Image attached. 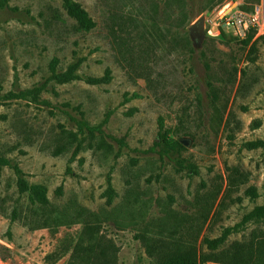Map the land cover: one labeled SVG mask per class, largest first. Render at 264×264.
<instances>
[{
  "label": "rangeland",
  "instance_id": "1",
  "mask_svg": "<svg viewBox=\"0 0 264 264\" xmlns=\"http://www.w3.org/2000/svg\"><path fill=\"white\" fill-rule=\"evenodd\" d=\"M71 1L94 27L0 0V264H66L83 223L55 218L80 207L118 264H153L141 234L167 213L201 249L241 239L264 204V33L220 18L264 0Z\"/></svg>",
  "mask_w": 264,
  "mask_h": 264
},
{
  "label": "trees",
  "instance_id": "2",
  "mask_svg": "<svg viewBox=\"0 0 264 264\" xmlns=\"http://www.w3.org/2000/svg\"><path fill=\"white\" fill-rule=\"evenodd\" d=\"M66 2L81 27L90 29L95 26V21L79 4L71 0ZM220 36L228 37L224 31ZM190 50L193 51V48ZM208 211L203 214L205 220ZM68 215H75L74 218L82 222L83 227L66 264H118L117 246L100 233L96 220H91L86 208H76L73 214L63 212L55 219L58 223H64ZM169 217L168 213L162 216L154 232L147 230L141 234L142 243L153 264H264V204L255 206L244 215V221L253 222L255 226L241 239L227 243L226 230L215 237L204 235L201 240L204 249L197 245V235L193 233L191 225L184 226L183 230L179 226L168 227Z\"/></svg>",
  "mask_w": 264,
  "mask_h": 264
},
{
  "label": "built area",
  "instance_id": "3",
  "mask_svg": "<svg viewBox=\"0 0 264 264\" xmlns=\"http://www.w3.org/2000/svg\"><path fill=\"white\" fill-rule=\"evenodd\" d=\"M223 25L230 27L235 33L242 35L249 27L258 33H264V4H258L250 14L230 10L222 14ZM220 23V22H219Z\"/></svg>",
  "mask_w": 264,
  "mask_h": 264
},
{
  "label": "water",
  "instance_id": "4",
  "mask_svg": "<svg viewBox=\"0 0 264 264\" xmlns=\"http://www.w3.org/2000/svg\"><path fill=\"white\" fill-rule=\"evenodd\" d=\"M204 16L197 18L190 26L191 35L193 38H200L203 34ZM183 144L188 145V141L181 139Z\"/></svg>",
  "mask_w": 264,
  "mask_h": 264
}]
</instances>
